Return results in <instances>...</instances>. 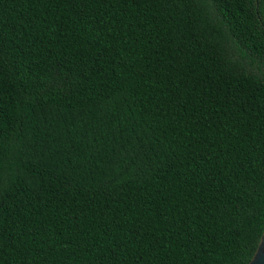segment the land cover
I'll return each mask as SVG.
<instances>
[{
  "label": "trees",
  "instance_id": "16d2710c",
  "mask_svg": "<svg viewBox=\"0 0 264 264\" xmlns=\"http://www.w3.org/2000/svg\"><path fill=\"white\" fill-rule=\"evenodd\" d=\"M264 231V0H0V264H246Z\"/></svg>",
  "mask_w": 264,
  "mask_h": 264
},
{
  "label": "water",
  "instance_id": "95a60500",
  "mask_svg": "<svg viewBox=\"0 0 264 264\" xmlns=\"http://www.w3.org/2000/svg\"><path fill=\"white\" fill-rule=\"evenodd\" d=\"M246 264H264V231L253 257Z\"/></svg>",
  "mask_w": 264,
  "mask_h": 264
}]
</instances>
